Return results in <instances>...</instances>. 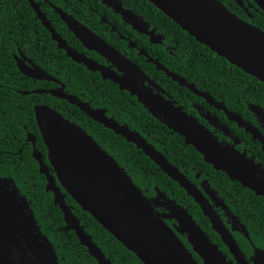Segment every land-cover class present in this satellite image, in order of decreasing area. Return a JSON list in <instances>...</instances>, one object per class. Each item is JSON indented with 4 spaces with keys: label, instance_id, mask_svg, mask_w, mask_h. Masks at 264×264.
I'll return each instance as SVG.
<instances>
[{
    "label": "water",
    "instance_id": "water-1",
    "mask_svg": "<svg viewBox=\"0 0 264 264\" xmlns=\"http://www.w3.org/2000/svg\"><path fill=\"white\" fill-rule=\"evenodd\" d=\"M27 1L42 26L50 32L51 39L56 42L57 47L65 51L67 57L83 64L90 71H98L102 78L116 83L119 89L129 91L153 117L182 136L185 144H191L201 153L206 163L212 165L215 170L222 171L230 180L247 187L256 196L264 197L263 167L247 158L244 153L238 152L233 146L220 143L195 118L140 84L138 78L147 81L149 78L72 15L51 5L67 28L85 47L105 56L112 65L123 71L122 74H118L109 66L97 63L69 46L52 27L50 20L41 11L39 3L35 0ZM147 1L193 36L197 42L204 44L245 73L264 82V33L239 19L218 0ZM254 1L264 10V0ZM102 2L120 12L133 27L146 31L140 28L145 24L131 11L122 8L119 1L102 0ZM150 34L153 35L152 32ZM17 60L21 63L20 59ZM26 74L35 78L52 79L42 70H34ZM169 74L194 92L209 98L208 94L197 91L192 84H186L176 75ZM51 93L77 106L94 121L133 143L192 197L236 263L251 264L232 235L231 231L238 228L228 229L215 209L216 206L226 209L227 205L217 197L216 190L211 188L207 181L201 184L202 191L145 137L136 130L130 129L128 125L119 123L112 116H107L104 108L91 107L88 102L81 101L77 96L65 93L63 87H60L58 92ZM218 104L217 106L224 109L239 125L252 129L238 115L228 111L222 103ZM252 110L264 122L263 109L255 106ZM34 115L47 150L49 166L43 162L38 151L34 150L32 154L38 161V171L46 178L45 190L52 193L53 204L60 208L65 228L74 231L80 244L86 247L88 254L98 264L112 263L73 214L60 187L82 210L90 213L116 240L133 252L143 264H198L176 232L153 208V204L158 202L156 199L160 197L159 194L154 197L155 199H147L110 154L82 127L63 117L56 110L47 105H35ZM162 197L170 209L168 218H175L179 226L177 230L186 232L188 243L202 259L203 264H231L191 214L177 205L174 200L167 199L165 195ZM232 218L235 222H240L235 215H232ZM240 227L241 232L249 239L245 226L242 224ZM250 244L254 250L250 260L264 264V250L256 247L252 242ZM0 264H59L53 245L39 229L29 201L19 193L14 181L6 177H0Z\"/></svg>",
    "mask_w": 264,
    "mask_h": 264
},
{
    "label": "trees",
    "instance_id": "trees-1",
    "mask_svg": "<svg viewBox=\"0 0 264 264\" xmlns=\"http://www.w3.org/2000/svg\"><path fill=\"white\" fill-rule=\"evenodd\" d=\"M40 4V9L46 13L52 26L60 32L67 40L72 34L60 19L59 15L53 11L48 2L59 6L66 13L75 14L80 10L77 6L80 0H35ZM83 1V0H82ZM91 1V0H90ZM88 3V2H85ZM141 5L143 13L153 20V24L165 32L168 37H174L178 42L187 45L192 50L189 59H209L210 70L217 74L218 67L224 63L238 71L245 78H252L250 74L240 70L235 65L230 64L225 58L218 56L207 46L195 40L185 30L181 29L168 16L163 14L151 2L147 0H136V4ZM43 33L47 36L48 31L41 25L35 12L30 7L27 0H0V84L2 89L11 87L12 83L9 73L15 66L13 54L22 50L24 54H32L40 59L43 52ZM50 57L53 62L58 59V52L64 57L63 66L59 75L65 83V90L80 94L83 98L90 100L92 106H101L106 109V114L112 116L121 124H126L130 129L137 130L148 142L155 144L163 152V148H174L178 155L191 158V164L196 169L202 171L203 177L208 179L210 186L216 190L235 217L244 224L249 239L256 246L264 250V198L256 196L253 191L241 186L240 183L230 180L226 174L215 170L212 165L206 163L201 154L193 147L184 146L182 137L176 133L166 135L170 130L159 120L155 119L139 103L135 96H130L128 92H123L127 97L123 98L122 92L117 85L109 80H102L97 73L88 70L83 64L74 62L64 54L63 50L55 48L53 40H48ZM55 54V55H54ZM200 54V55H199ZM164 57L160 60L163 61ZM184 59H188L185 57ZM166 65L169 66V62ZM195 75H202V65L194 62ZM188 67V63L184 66ZM214 66L216 69H214ZM57 67V64H53ZM58 70V68H56ZM8 72V73H7ZM54 73V72H53ZM55 74V73H54ZM185 74V73H184ZM204 80H196V84H201ZM261 83V82H260ZM264 85V83H261ZM6 94L0 93V147H4L1 140L5 133L11 131L16 134L20 142L24 141L27 133L35 135V147L46 153V146L42 141L38 126L33 115V105L35 102L45 103L55 107L59 105L58 99H52L55 104L46 98L39 97L37 100L29 96H17L11 89ZM236 91L225 82L224 94L221 97L229 108H237L235 104ZM35 100V101H34ZM65 106L58 109L62 115L69 116L80 127H82L108 154H110L118 165L129 175L132 182L142 190L146 196L154 193V188H163L162 183L171 182L173 188V198L178 203L187 208L189 214L205 231L210 233L213 240L219 244L225 252L227 249L222 244L219 235L212 230L210 222L205 217L192 197L173 180H171L160 168L152 162L136 146L125 140L124 137L115 134L111 129L104 127L101 123L94 121L84 112L79 111L75 106L64 101ZM244 106V100L240 98L239 107ZM172 133V132H171ZM8 141V140H7ZM160 144L161 147L158 145ZM186 147V148H185ZM17 149V147H16ZM15 149V150H16ZM165 156L166 153L163 152ZM46 161V160H45ZM47 162V161H46ZM0 175L11 176L18 191L28 201L34 218L42 234L46 235L57 255L59 264H98V262L88 254L85 246L80 244L73 230L65 228L63 214L60 208L53 204L52 193L45 190L46 179L38 171V164L31 155V147L23 148L21 158L14 162H7L0 156ZM167 177V181L163 179ZM169 178V179H168ZM59 185V183L57 182ZM65 201L71 207L73 214L80 220L84 230L91 236L93 242L99 247L101 252L111 261L112 264H143L136 255L128 250L123 244L116 240L101 224H99L90 213L81 207L65 193ZM169 193V190L167 191ZM144 195V196H145ZM233 236L242 252L247 256L252 254L250 242L239 232H233ZM194 258L199 264L201 259L195 253Z\"/></svg>",
    "mask_w": 264,
    "mask_h": 264
},
{
    "label": "flooded vegetation",
    "instance_id": "flooded-vegetation-1",
    "mask_svg": "<svg viewBox=\"0 0 264 264\" xmlns=\"http://www.w3.org/2000/svg\"><path fill=\"white\" fill-rule=\"evenodd\" d=\"M117 1L121 3L122 8L131 11V13L136 18H138L145 24V26L143 25L140 28H144V30L146 31H140L139 29L133 27L131 23L127 22L123 18L120 12L115 11L112 7L108 6L106 3H103L102 0H80L77 6L80 10L75 14V16L72 14L70 15L77 19L81 24L86 26L97 37H99L111 47H113L115 50H117L127 60L136 65L138 69L141 70V72L149 78V81L143 78H138V82L140 84L148 87L154 93H158L164 99L171 101L173 105L181 108L187 115L195 118L201 125H203L208 131H210L220 143L233 146L238 152L244 153L247 158L252 159L255 163L259 164L261 167L264 168V122L261 120V117L258 116L257 113L252 110V107L259 106L264 111V85L261 84L264 82L258 80L252 75V78H245V80L242 81L244 76L240 75V73L235 69L226 66L224 63H222L217 70H214L215 73L216 71L218 72V75L212 73L210 70L209 59H189L190 55L194 54L192 53V50L188 48L187 45L178 42L174 37H168L165 32L155 26L153 24V20L148 18L143 13L142 9L140 8L141 5L139 3L138 5L136 4V0ZM218 1L227 10L236 15L239 19L248 23L249 25L258 28L264 33V10L254 0ZM44 2H47V0H44ZM48 5L52 8L51 5L54 4L48 2ZM148 32H152L153 35ZM48 33L49 35L47 36L43 33V52L42 57L40 59H37L33 54L32 56L26 55L20 49H18V52L16 54H13L15 66L9 73V78L11 80L12 85L11 87L2 89L3 86L0 84V93L6 95L10 91L9 89H11L13 94L17 96H29L35 100H37L39 97H43L46 98L52 104H55V102L52 99H49L48 97L58 99L57 102H59V105H56L55 107L49 106L45 103L35 102L36 104L33 105V115L35 105H47L48 107L56 110L62 115V112L58 109L65 106L64 101L66 100L51 93L58 92V89L60 87H63V91L65 93L77 96L81 101L88 102L89 105L93 108H103L101 106H92L91 101L84 99L82 93L78 95L65 90V83L59 75L60 69L63 66L64 57L62 53L58 52V59L53 62V58L50 57L51 54L49 53L48 40L51 37L49 31ZM58 33L65 40V42L77 52L85 55L90 59H93L94 61L103 66L111 67V69L116 71L118 74L123 73L121 69H117L115 65H112V62L108 60L105 56L93 49H88L87 47H85L83 43L77 37H75L72 32V34L69 35V40H67L66 37H64L60 32ZM53 43L56 49H61L57 47V44L54 40ZM64 54L66 55L65 51ZM161 57H164L163 61L160 60ZM185 57H187L188 59H184ZM17 59H20L22 64ZM166 61L169 62V66L166 65ZM194 62H197L198 65H200L201 63V71H203L202 75H195L193 73V65L196 64ZM184 63H188V67L187 65L184 66ZM53 64H57V67H53ZM213 67L214 66H212V68ZM56 68H58V70H56ZM214 69L216 68L214 67ZM34 70H42L47 75L52 77V79L35 78L26 74L27 72L32 73ZM91 72L97 73L102 80H109L102 78L101 74L98 71ZM169 73L176 75L178 78L182 79L186 84H192L197 91L202 92L204 94H208L209 98H205L204 96L191 90L185 84H181L178 80L173 79ZM199 78L203 79L204 81L201 84H196V80H198ZM225 82L229 83V85L232 86V88L236 91L235 104L238 106L237 108H229L224 102V100L221 98L224 94ZM119 90L122 92L121 94H123V98L127 97L126 94L123 92L126 91L129 93V91L125 89ZM129 95L134 96L130 93ZM240 98L244 100L243 107H239ZM211 99L214 102L210 101ZM218 103H222L225 108L232 114L238 115L240 119L244 123L249 124L252 129H247L243 125H239V123L234 120L233 117L228 116L224 109L217 106L219 105ZM75 107L77 108V106ZM62 116L76 123L75 121L71 120L69 116ZM162 124L165 125L164 123ZM173 133L175 132L170 130V132L166 133V135H172ZM1 140H4L6 142H2L4 147H0V156L2 155V158L6 159L7 162H14L17 159L21 158L23 148L27 149L30 146L31 155L33 154L34 150L38 151L41 154L43 162L49 166L47 160V150L46 153H43L35 147L36 137L34 134L27 133L24 137V141L20 142V139H18L16 134L11 131L9 133H5L4 137H2ZM182 140L184 146L189 145L193 147L191 144H185L183 137ZM149 143H151L155 147V149L160 151L163 155V152H165L167 156H164L168 159V161L174 166H176L179 171H181L192 183H194L197 187L201 188V190L203 191L201 184L204 181L208 182V179L206 177H203L202 171L200 169H196L195 166L191 164L192 160L190 157H187L186 154L184 155V157L178 155L177 151L174 148L170 150L168 148H163L162 152V150L156 148L155 144L152 143V141ZM158 145L161 147L160 144ZM36 162L38 164L37 160ZM0 177L12 179L11 176L6 175H0ZM163 180L167 181V177H165ZM161 184L163 188L159 189L158 187H155L153 194L149 196H146L145 194L144 195L147 199L154 198L158 194L160 195V197H157L156 199L158 200V202L155 205L153 204V208L157 211L159 217L171 229L176 232L179 239L184 243V245L193 255V253L195 252L192 250L191 245L188 243L186 232H179L177 230V227L179 226L176 219L173 217L168 218L167 214L170 212V209L168 208V204L166 203V200L162 197V195H165V197L169 200H174L177 205L183 207L187 212L188 210L171 196L173 195V191L171 190L173 187L170 186V181H167L165 184L161 182ZM168 190L169 193L167 192ZM204 194L206 197H208L206 193ZM216 195L217 197H219L220 200L222 199L217 194V192ZM215 209L228 229H231L232 227L238 228L231 231L232 235L233 232H239L244 236V233L241 232L240 227L243 223L235 222V220L232 218L233 214L229 210L228 206L226 209L222 208L221 206H216ZM204 232L209 237V239L218 246L219 250L223 253L227 261H229L231 264H237L233 256L229 253L228 248L223 243L222 244L227 249V252H225L223 248H221L219 244L213 240V236H211L206 229ZM246 239L251 243L250 239ZM251 247L252 254H248L247 256L245 254L244 255L251 264H257L250 260V257L253 256L254 252L252 245ZM201 262L203 264L202 259Z\"/></svg>",
    "mask_w": 264,
    "mask_h": 264
}]
</instances>
